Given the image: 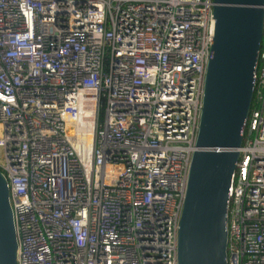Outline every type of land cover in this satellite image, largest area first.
Here are the masks:
<instances>
[{"label": "built area", "instance_id": "1", "mask_svg": "<svg viewBox=\"0 0 264 264\" xmlns=\"http://www.w3.org/2000/svg\"><path fill=\"white\" fill-rule=\"evenodd\" d=\"M215 6L0 0V172L18 264H179ZM239 154L228 264H264V38Z\"/></svg>", "mask_w": 264, "mask_h": 264}, {"label": "water", "instance_id": "2", "mask_svg": "<svg viewBox=\"0 0 264 264\" xmlns=\"http://www.w3.org/2000/svg\"><path fill=\"white\" fill-rule=\"evenodd\" d=\"M215 36L180 219L179 264H228L226 212L254 98L264 0H214ZM7 178L0 172V264H18Z\"/></svg>", "mask_w": 264, "mask_h": 264}, {"label": "trees", "instance_id": "3", "mask_svg": "<svg viewBox=\"0 0 264 264\" xmlns=\"http://www.w3.org/2000/svg\"><path fill=\"white\" fill-rule=\"evenodd\" d=\"M104 109H105V104L104 101L102 102L101 108H100V119L103 120L104 118Z\"/></svg>", "mask_w": 264, "mask_h": 264}, {"label": "bare ground", "instance_id": "4", "mask_svg": "<svg viewBox=\"0 0 264 264\" xmlns=\"http://www.w3.org/2000/svg\"><path fill=\"white\" fill-rule=\"evenodd\" d=\"M87 98L89 99H93L94 98V94L93 93H86L85 95Z\"/></svg>", "mask_w": 264, "mask_h": 264}, {"label": "rangeland", "instance_id": "5", "mask_svg": "<svg viewBox=\"0 0 264 264\" xmlns=\"http://www.w3.org/2000/svg\"><path fill=\"white\" fill-rule=\"evenodd\" d=\"M0 161H3V158H2V156H0Z\"/></svg>", "mask_w": 264, "mask_h": 264}]
</instances>
